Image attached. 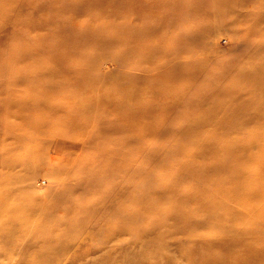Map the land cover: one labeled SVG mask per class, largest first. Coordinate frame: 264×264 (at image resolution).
Wrapping results in <instances>:
<instances>
[{
	"label": "rangeland",
	"instance_id": "obj_1",
	"mask_svg": "<svg viewBox=\"0 0 264 264\" xmlns=\"http://www.w3.org/2000/svg\"><path fill=\"white\" fill-rule=\"evenodd\" d=\"M28 1L30 0H0L3 70L7 68L6 58L12 48L15 51L24 48V52L27 51L26 46L42 49L43 46L39 45L42 41L37 37L39 35L69 37L62 18L66 20L71 9H79L81 12L86 10L88 15H91V11L94 12V18L88 16L81 20L83 26L94 21L99 23L100 19L104 18L101 9H106L104 7L94 9L84 0ZM162 1H176L179 4L188 2V0ZM228 1L232 3L233 0H208L205 6L219 9ZM246 1L248 2V0H234L230 5L235 4L239 7L238 10L251 11L256 16L254 27H251L246 34L248 39H245L243 21L229 14L231 9L226 5L217 16L204 13L189 19L187 25L197 27L198 30L196 33L184 32L180 35L183 44L179 50H174L175 57L167 48L155 56L160 66L165 63L163 61H170L172 58L182 59L185 63L191 57L192 60L186 62L188 67L191 68L198 63L204 69L206 74L203 73V76L196 74L198 82L188 92L185 93V88L181 86L176 89L178 94L183 95L177 100V106L187 109L188 113L194 112L207 117L212 116L215 110L219 112L223 109L251 108L248 103L240 104L238 98L235 101L230 100L234 87L235 89L237 86L241 87L246 81L249 84L251 81L253 84L258 83L260 76L256 71L264 73V49L257 52L258 56L251 53L248 55L255 45L256 47L264 45V20H262L264 0H249L248 4ZM27 3L31 6L36 4L41 8L29 9L26 7ZM109 6L108 12L114 18L117 17L116 15L117 18L125 17V11L121 9L125 6L121 0H115ZM136 6L133 3L126 4L127 9ZM115 7L119 9L113 14L111 9ZM177 13L179 18L187 14L186 11ZM16 15H19V18L15 17ZM152 15L146 11L143 17ZM41 17L48 20H51L50 17H55L54 31L50 29L51 24L47 30L43 29L41 32L35 30L30 40L23 38V27H20V24L26 23L31 18ZM134 19L135 17L130 15L126 20L130 23ZM7 23L10 29L5 30ZM25 23L22 25L25 26ZM207 27L212 29V32L203 35L202 31ZM24 32L29 33L27 28ZM197 33H200L201 37H198ZM115 34L114 30L113 33L103 35L101 39L113 41ZM71 36L76 37V33ZM64 41L66 45L71 46L75 39L70 41L66 38ZM123 41L124 38H120L116 47L102 51L101 54L105 58L119 56ZM9 43L12 45L8 46ZM21 43L26 46L20 47ZM50 46L52 51L56 52L58 43H52ZM198 50L200 53L195 54ZM241 50L243 56L240 58ZM135 52L132 54L136 55ZM101 54L98 56L86 50L77 58L82 59L87 55L100 57ZM52 64L54 62L49 63ZM168 65L173 66L174 61L169 62ZM233 66L237 67L235 71L238 75L230 79L227 69ZM113 68V65L105 64L97 69V74ZM153 68L154 65L151 66V69ZM196 68L198 70L199 67ZM61 71L62 69L57 75H60ZM176 72L179 74V70ZM246 75L251 78L250 81L244 79ZM3 77L5 85L7 77ZM180 77L189 81L183 73ZM222 78H225L223 82H221ZM54 80L61 81L64 85V80L60 78ZM165 80L162 79L161 82ZM220 82L219 88L215 86ZM217 92H223V97L211 101L210 98ZM255 103L258 105L256 109L264 114L259 108V105L264 104V100L259 99ZM212 104L215 105L214 108L211 107ZM4 112L0 104V117ZM218 116L222 117L221 114ZM188 124H190L189 118H177L168 127L163 126L164 132L174 135L175 129L184 128ZM193 127L199 133L202 131L205 136L214 132L212 125L205 126L199 123ZM227 129L215 131V134L209 138L210 144L227 140L232 143L226 144L230 148L236 149L238 146L240 149H246L247 146L242 144L250 139V134L244 135L240 139L242 141L237 142L236 145L234 136L225 135L228 130L231 133H235V130ZM97 134L100 137L102 133L97 131ZM68 135L72 139L66 138V140L78 144L76 150L66 149L59 154L51 150L49 155H53L57 160L51 162L46 158L39 161L31 153L22 154V149H14L18 139L8 138L7 121L0 119V264H236L233 259L236 258L238 251L227 252L223 244L226 234H229L233 227L230 225L224 227L221 222L217 223L218 218L216 219L215 216L218 213L223 217L246 216L245 207L249 204L259 206L264 201V195L258 193L256 186L253 188V197L244 199L252 189L246 186L247 184L238 185L243 176L254 177L260 185L264 183L262 173L260 179L257 178L259 169L264 166L262 154L255 156V162L247 167V171L243 167L245 175L242 173L241 165L230 171H219L215 175L201 172L200 166L231 165L228 161L229 154L233 156L232 151L229 152L230 148L229 150L224 148L222 151L219 146H214V149H210L202 146L201 141L184 144L180 139L161 144L165 140L158 141L152 138L146 142V147L136 149L132 159L124 157L117 161H103L100 159L99 151L89 150L90 155L88 158L85 156L88 166L82 161L69 165L67 160L73 162L75 158L82 157L83 152L79 135L76 132ZM121 140L115 147H113L114 141L106 142L105 148L124 150L126 148L121 147H125L128 140L138 143L135 136ZM108 141H112L111 138H108ZM181 143L185 146L182 156L177 158L173 153L164 152L166 147L177 151ZM191 154L198 156L196 158L198 162L189 165L185 158ZM123 159L130 160L120 161ZM225 162L227 164H223ZM232 163L234 165V162ZM119 165L126 166L130 170H124L115 179L105 177L104 168ZM208 177L211 179L205 182ZM234 199L236 202H232ZM224 202H229L227 209H215L212 214L207 215L205 203L209 205V203ZM255 215L260 218L258 208L255 210ZM257 221L261 222V220ZM245 223L246 220L242 218L236 225L244 226ZM186 227L190 228L186 229ZM195 236L206 238L205 249L195 245ZM210 243L212 247L209 248L207 244ZM260 263L264 264V259Z\"/></svg>",
	"mask_w": 264,
	"mask_h": 264
},
{
	"label": "bare ground",
	"instance_id": "obj_2",
	"mask_svg": "<svg viewBox=\"0 0 264 264\" xmlns=\"http://www.w3.org/2000/svg\"><path fill=\"white\" fill-rule=\"evenodd\" d=\"M84 1L90 3L94 9L106 8L101 9L106 15L102 12L104 18H101L99 23L94 21V23L83 26L81 20L88 16L94 18V12L91 11V15H88L86 10L81 12L79 9L73 8L68 12L66 20L62 18V22L66 24L69 37L39 35L37 37L42 41L39 43L40 46H43L42 49L21 43L22 45L19 46H26L27 51L24 52V48L21 51H15L12 48L7 54V68L5 70H3L0 36V104L5 111L0 119L7 121L8 138L15 137L18 139L19 145H15L14 149H22V154L30 155L31 153L39 161L47 158L52 162L57 159L53 155H49L51 150H54L56 154L64 152L66 149L76 150L78 144L66 140V138L72 139L68 134L76 132L82 143L83 155L75 158L73 162L67 160L69 165H75L74 163L80 161L86 162L90 155L89 150L99 151L100 159L103 161H117L124 157L132 159L136 149L146 147V142L152 138L158 141L165 140L161 144L178 139L184 144L201 141L205 148L214 149V146H219L218 148L223 151L224 148L229 150L230 147L226 144L232 143L222 140L220 143L210 144L209 138L215 134V131L233 128L235 133H231L227 129L229 132L225 135L234 136L236 143L241 142L240 139L244 135L250 134V139L245 140L242 144L247 146L246 149H240L238 146L236 147L237 150L234 147L230 148L229 152L232 151L233 156L229 154L228 161L231 165L215 167L213 164L208 166L203 164L200 166L201 172L217 175L219 171H230L241 165L242 173L245 175L244 168L247 171V167L253 165L255 156L262 154L264 158V114L256 109L258 105L255 103L259 99L264 100V80L261 81L264 79V73L256 71L257 75L260 76L258 83L253 84L251 81L249 84L246 81L241 87L237 86L236 89L234 87L233 93L230 94V100L235 101L238 98L240 104L248 103L251 105L250 109H223L219 112L215 110L212 116L206 117L194 112L188 113L187 109H181L180 106H177V100L183 95L178 94L176 89L181 86L185 88V93L188 92L198 82L196 74L199 76H203V73L206 74L202 66L195 63L191 68L188 67L186 62L191 61V57L185 63L182 62V59L172 58L170 61H163L165 63L160 66L155 58L165 48L172 56H176L174 50H179L183 44L180 41V35L184 32L193 33L194 31L196 33L198 30L197 27L187 25L192 16L204 15V13L217 16L226 5L231 9L229 14L243 21L245 39H248L246 34L251 30V27H254L256 21V16L251 11H241L235 4L234 6L230 5L233 4L234 0L232 3L230 1L225 2L219 9L205 6L208 0H188L185 4H179L176 1L163 2L162 0H147L146 2L145 0H121L125 6L121 8L125 11V17L117 18L118 15H116L117 17L114 18L108 10L109 4L115 0ZM248 2L246 1V4ZM132 3L137 5L136 8L127 9L126 4ZM32 5L27 3L26 7L29 9L41 8L36 4ZM118 9L119 7H115L111 10L115 14ZM146 11L153 15L144 18L143 15ZM179 11H186L187 14L179 18L177 13ZM130 15H133L135 19L128 23L126 19L130 18ZM15 17L19 18V15ZM50 19L44 17L31 18L26 23L24 22L25 26L22 25L24 23H21L23 38L30 40L35 30L38 32L43 29L47 30L51 24L50 29L54 31L55 17H50ZM118 19L120 20L116 21ZM26 28L29 32L27 34L24 32ZM4 29H10L8 23ZM114 30L116 34L113 41L112 39H101L103 35L113 33ZM210 32L212 29L207 27L202 31V34L208 35ZM73 33H76V37L71 36ZM134 34L136 36H133ZM197 34L198 37H201L200 33ZM66 38H69L70 41L75 39V41H72L71 46H69L64 41ZM120 38H124V41L119 56L105 58L101 52L116 47ZM190 42L192 41L190 40ZM52 43H58L56 52L51 49ZM7 45L11 46L12 44ZM256 46L248 52V55L251 53L258 56L257 52L264 49V45ZM86 50L98 56L101 55L100 57H88L87 55V57L78 59L77 57ZM134 51H136V55L132 54ZM198 53H200L199 50L195 52V54ZM239 56L240 58L243 56L242 50ZM171 61H174V65L170 67L168 63ZM51 62L54 64L49 65ZM105 64L113 65L114 68L97 74V69L102 68ZM153 65L154 68L151 69ZM106 67L108 68V66ZM196 67H199L198 70ZM236 68L233 66L227 69L230 79L238 75L235 71ZM60 69H62L61 76L57 75ZM177 70H179V74L176 72ZM182 73L188 77L189 81L180 77ZM3 76L7 77L5 85ZM57 78L64 80V85L61 81L54 80ZM162 79L166 80L161 82ZM244 79L251 80L248 75ZM222 80L225 78H222L221 82H223ZM221 82L215 86L219 88ZM59 94L63 95L60 96ZM222 95L223 92H217L210 100H220ZM211 107L214 108L215 105L212 104ZM259 108L264 111V104L259 105ZM220 114L222 117L219 118L218 115ZM177 118H189L190 124L178 130L175 129L174 135L166 134L163 126L168 127ZM230 118L232 119L230 120ZM11 121H13L12 124ZM199 123L205 126H214V132L207 136L203 135L202 131L199 133L193 127ZM97 131L102 133L100 137ZM133 136L136 137L138 143L128 140V144L121 147L126 148L124 150L114 148L107 150L105 148L106 142L114 141L113 147H115L122 141L121 139H131ZM108 138H111L112 141H108ZM182 143L177 151L166 147L164 152L173 153L178 158L184 152L185 146ZM202 153L204 154V149ZM197 157L196 154L187 155L185 158L187 164L190 163L189 165H191L193 162H198L196 161ZM85 164L86 166L89 165L88 162ZM223 164H227V162ZM103 170H105L106 178L115 179L124 170L129 171L130 168L119 165L106 167ZM259 172L258 179L262 174L264 176V166L259 169ZM210 179L208 177L205 182H209ZM241 184H247L246 186L252 189L244 199L253 197L255 186L258 193L264 195V183L260 185L254 180V177L243 176L238 185ZM167 191L170 192V190ZM232 202H236L235 199ZM205 204L207 215L208 213L212 214L215 209H227L229 207V202ZM257 208L260 214L259 219L255 215ZM244 211L246 216H239V218L234 215L223 217L219 213L215 216L216 219L218 218L217 223L221 222L224 227L229 225L233 227L230 233L226 234L223 244L227 252L238 251L236 258L233 259L234 263L261 264L260 262L264 259V201L259 206L249 204L244 208ZM242 218L246 220V223L244 226L237 227V221ZM257 220H261V222ZM205 241V237H194L195 245L203 249H205ZM211 243L207 244L209 248L212 247Z\"/></svg>",
	"mask_w": 264,
	"mask_h": 264
}]
</instances>
